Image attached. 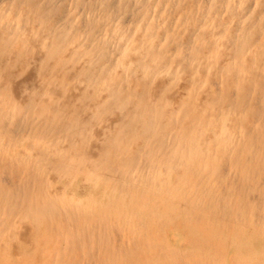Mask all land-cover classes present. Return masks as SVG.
I'll list each match as a JSON object with an SVG mask.
<instances>
[{
	"label": "rangeland",
	"instance_id": "374dc122",
	"mask_svg": "<svg viewBox=\"0 0 264 264\" xmlns=\"http://www.w3.org/2000/svg\"><path fill=\"white\" fill-rule=\"evenodd\" d=\"M40 13H42V16ZM59 44L61 46H58ZM55 50L57 51L54 52ZM262 50H264V0H0V103L6 104V107L8 106L10 114L12 112L17 114L16 117L9 119L11 121L10 125L7 126V133L0 134V148L2 147L5 154L11 157L10 159L12 157L17 161L25 159V163L32 164L35 159L40 158L42 161L43 158V161L46 162L44 172L41 169L42 177L46 179L44 195L39 193L36 196V194L29 192L32 197L31 200L35 201L36 198L38 200L44 199V196L48 198L50 195L53 197L57 196L59 199H61V196L65 198L68 196L67 198L80 200L81 204H86L84 211L94 217H104L103 219L106 220V223L104 222L105 227L104 225H81L84 231L86 230L84 227L92 231H90V240H79L78 244L80 246L69 243L57 235H50L49 231H47L44 235L46 239H42V241H45L42 244L43 249L36 251L35 243H38V240L35 238H39L40 241L44 237L40 236L45 231L47 221L40 220V225H38L40 231H37V229H33L35 225L29 219L27 222L26 218L10 214V225L11 227L15 226L6 229L9 232L3 231L0 236V238L2 237L0 239V264H33L30 262L33 257L40 262L47 261V250L54 249L50 253L55 254L56 250L60 248L67 250L69 252L67 253L69 254L67 259L71 258L70 262L75 261L76 264H102L101 254L105 250H109V248L113 256L107 254L108 256L111 255L109 256L110 259L103 264H207V262L208 264H240L241 262L243 264H258L259 262V264H264V258H261L264 257V221H262L264 220L262 219L264 217V211H262L264 210V206H262L264 205L262 204L264 203V199H262L264 198L262 196L264 195V168H262L264 167L262 165L264 164V149H262L264 148V91H262L264 90V51ZM47 51L50 52L48 53ZM44 56L46 57L44 58ZM77 71H79V75ZM233 74L235 75L233 76ZM240 76L241 80H239ZM119 77L122 78L120 79ZM246 80H248L247 83ZM114 84L116 87H114ZM24 86L27 88L25 89ZM29 86L32 87L29 88ZM142 87L145 89H142ZM223 88L225 89L224 91ZM133 90H136L135 94ZM140 92L143 93L140 94ZM195 92L197 93L195 94ZM207 93L209 94L207 95ZM226 94L228 95L226 96ZM30 95L31 97H29ZM245 95L248 96L246 97ZM194 97L196 98L194 99ZM238 97L241 98V102H239ZM27 99H32V103L30 100L27 101ZM50 99L53 100L50 101ZM244 99L245 104L243 103ZM119 100L120 102H118ZM10 102L12 104H8ZM71 102H75L74 106H72ZM187 102L189 103L187 104ZM30 104L33 106L31 107ZM134 104L137 105L135 106ZM94 105H97L96 108ZM240 105H243V107L241 108ZM26 106H29L28 110ZM181 107L184 108L182 109ZM211 107L213 108L211 109ZM119 110L120 112H118ZM66 111L67 113H65ZM138 116L140 117L137 118ZM19 117L20 120L18 119ZM30 117L35 118H31V120ZM145 118L147 121H145ZM232 118H234V122ZM16 121L22 124L20 126L18 124V127L14 128L13 132L10 127ZM37 122L38 124H36ZM25 123L27 125H23ZM148 123L151 124L150 129L146 126H149ZM48 124L50 125L49 129L47 128ZM67 124L74 125L76 130H73L70 134L71 131L68 130ZM28 125L31 126L28 127ZM41 127L47 128L52 134L49 132L43 133ZM51 127L52 130H50ZM31 128L35 132L40 131L44 138L41 137V139L35 141L33 139L35 132ZM144 128L145 130H143ZM147 130L153 133L150 134ZM69 134L74 144L72 149H67ZM81 135L87 139L82 138ZM115 135L119 137L114 141ZM46 136L47 138H45ZM111 137H113V140ZM136 137L137 141H135ZM191 137L193 138L191 139ZM211 137L213 138L211 139ZM240 138L241 142H239ZM50 139L52 142H50ZM101 140L104 141L102 142ZM244 140L246 141L244 142ZM9 141L12 142V145H9ZM32 142L36 143L37 146L33 145L30 147L29 145ZM200 143L203 144L202 147ZM103 145L109 146L105 149L107 154L108 152L111 155L118 154L120 159L133 158L135 163H132V166L126 170L128 173H125V175L127 174L126 176H122L116 171L111 174L104 169L97 170V165L96 167L94 166L96 158L91 157V155L95 154L96 150L98 151ZM158 145L162 147L157 149V155L156 148L159 147ZM225 145L227 146L226 148ZM39 146L48 147V153H51V157L57 153H65L73 157L76 156L75 153L85 152L88 155L86 160L88 163L76 164L67 168L70 169L67 171L64 169L59 170L56 163L60 165L63 163L53 158L50 160L51 157L46 156L44 153L40 154ZM220 149L225 151L227 149V151L224 152ZM165 150L166 153H164ZM208 152L209 155L207 154ZM161 154L162 159H159ZM252 154L253 156H251ZM38 155H42V158H38ZM216 156H220V160ZM211 158L212 160H209ZM209 161L212 162L210 163ZM207 162L209 163L208 167H206L208 165ZM205 163L207 164L206 166H204ZM135 164L137 165L135 166ZM232 166H235L237 170L231 168ZM218 169L220 170L217 171ZM81 170L86 172L84 174L79 173ZM148 170L151 172H149L150 174H148ZM182 170H184V174ZM202 171H206V173ZM168 176L172 178L169 179ZM192 176L195 177L192 178ZM214 178L217 182L214 181ZM239 178L240 181H238ZM250 178L252 179L250 180ZM152 179L157 180V182L155 183ZM209 180L210 182H208ZM105 182H107L108 186L111 183L112 186L108 187ZM130 182H134L132 183L133 185L128 184ZM102 183H104V186ZM136 184L137 188L135 187ZM133 189L136 190V193L133 192ZM244 190L245 192H243ZM151 193L154 194L152 195ZM181 195H185V198L184 196L181 197ZM100 196H102L103 200ZM154 196L155 199L153 198ZM214 196H216V200ZM231 197L235 199L234 203ZM120 198L121 200H118ZM115 199H117V203ZM180 199L184 201L182 202ZM230 203L233 207L232 205L230 206ZM222 204L227 211L224 209L220 210ZM198 205L203 206L198 207ZM172 207L175 209L180 208L174 210ZM89 209L92 211L90 212ZM242 209L243 211H241ZM243 213H245L244 216ZM100 227H102V234L101 229L99 230ZM105 228L108 231H105ZM115 235L116 240H114ZM6 241L11 244L9 245ZM155 242L156 245L154 246ZM121 247L124 253L122 257H124L119 259L118 252L121 255ZM125 247L129 250H126ZM151 248H154L153 252ZM43 253H47V256L43 255ZM194 253L196 254L194 255ZM221 254L222 256L220 257L219 255ZM232 257L234 258L230 259Z\"/></svg>",
	"mask_w": 264,
	"mask_h": 264
},
{
	"label": "bare ground",
	"instance_id": "6f19581e",
	"mask_svg": "<svg viewBox=\"0 0 264 264\" xmlns=\"http://www.w3.org/2000/svg\"><path fill=\"white\" fill-rule=\"evenodd\" d=\"M36 10V9H35ZM33 11V10H32ZM36 12V11H35ZM245 13V12H244ZM252 13V12H251ZM250 13V14H251ZM41 14V16H42V13H40ZM2 16V15H1ZM252 16V15H251ZM218 20V19H217ZM21 21V20H20ZM47 21V20H46ZM221 21V20H220ZM52 23V22H51ZM68 29V28H67ZM188 29V28H187ZM228 30V29H227ZM228 31H230V30H228ZM237 32V31H236ZM66 33V32H65ZM253 33V32H252ZM67 34V33H66ZM254 34V33H253ZM64 36V35H63ZM86 36V35H85ZM197 36H198V34H197ZM203 36V35H202ZM247 36H248V34H247ZM240 37V36H239ZM7 38H8V36H7ZM167 38V37H166ZM50 39V38H49ZM61 39H62V37H61ZM60 39V40H61ZM154 39V38H153ZM2 40V39H1ZM63 40V39H62ZM61 40V41H62ZM209 40V39H208ZM47 41V40H46ZM55 41V40H54ZM192 41V40H191ZM75 42V41H74ZM194 43V42H193ZM49 44V43H48ZM54 44V43H53ZM52 44V45H53ZM73 44V43H72ZM252 44V43H251ZM250 44V45H251ZM54 45H57V44H54ZM53 45V46H54ZM152 45V44H151ZM4 46V45H3ZM2 46V47H3ZM43 46V45H42ZM58 46H61L60 44L58 45ZM230 46V45H229ZM232 46V45H231ZM236 47V46H235ZM49 48V47H48ZM48 48H46V49H48ZM216 49V48H215ZM235 49V48H234ZM74 50V49H73ZM78 50V49H77ZM17 51V50H16ZM15 51V52H16ZM57 50H55L54 52H56ZM76 51V50H75ZM93 51H95V50H93ZM191 51V50H190ZM240 51V50H239ZM262 51H264V50H262ZM48 52V51H47ZM50 52V51H49ZM48 52V53H49ZM51 52H53L52 50H51ZM85 52V51H84ZM189 52V51H188ZM231 52V51H230ZM22 53V52H21ZM46 53V52H45ZM44 53V54H45ZM86 54H87V52H85ZM84 53V55H86ZM238 53V52H237ZM262 53V52H261ZM15 54V53H14ZM73 54V53H72ZM99 54V53H98ZM102 54V53H101ZM17 55V54H16ZM22 55V54H21ZM21 55H19V57H21ZM205 55V54H204ZM231 55V54H230ZM47 56V55H46ZM46 56H44V58L46 57ZM70 56V55H69ZM196 56V55H195ZM234 56H235V54H234ZM81 57V56H80ZM89 57V56H88ZM260 57V56H259ZM77 58V57H76ZM97 58V57H96ZM251 58H252V56H251ZM187 59H188V57H187ZM194 59V58H193ZM238 59V58H237ZM250 59V58H249ZM90 60V59H89ZM190 60V59H189ZM228 60V59H227ZM234 60V59H233ZM41 61V60H40ZM226 61V60H225ZM261 61V60H260ZM38 62V61H37ZM92 63V62H91ZM251 63V62H250ZM66 64H67V62H66ZM88 64V63H87ZM201 65H203V64H201ZM205 65V64H204ZM108 66V65H107ZM110 66V65H109ZM243 66V65H242ZM39 67V66H38ZM52 67V66H51ZM55 67V66H54ZM92 67V66H91ZM90 67V68H91ZM181 67V66H180ZM235 67V66H234ZM4 68H6V67H4ZM3 68V69H4ZM64 68V67H63ZM197 68V67H196ZM200 68V67H199ZM238 68V67H237ZM50 69V68H49ZM59 69V68H58ZM57 69V70H58ZM104 69H105V67H104ZM89 70V69H88ZM95 70V69H94ZM98 70V69H97ZM99 71H101V70H99ZM98 71V72H99ZM6 72V71H5ZM4 72V73H5ZM39 72V71H38ZM47 72V71H46ZM78 72V75H79V71H77ZM76 72V73H77ZM97 72V71H96ZM95 72V73H96ZM152 72V71H151ZM218 72V71H217ZM45 73V72H44ZM58 73V72H57ZM85 73V72H84ZM87 73V72H86ZM88 73H90V71H88ZM242 73V72H241ZM245 73V72H244ZM252 73V72H251ZM250 73V74H251ZM36 74V73H35ZM93 74V73H92ZM97 75H98V73H96ZM124 74V73H123ZM169 74V73H168ZM193 74V73H192ZM219 74V73H218ZM11 75V74H10ZM81 75V74H80ZM82 75H83V72H82ZM105 75H106V73H105ZM116 75V74H115ZM235 74H233V76H234ZM239 75V74H238ZM36 76V75H35ZM95 76V75H94ZM223 76V75H222ZM222 76H221V79H222ZM232 76V77H233ZM241 76H242V74H241ZM241 76H240V78H239V80H241L242 78H241ZM257 76V75H256ZM6 77V76H5ZM11 77V76H10ZM38 77V76H37ZM152 77V76H151ZM238 77V76H237ZM9 78V77H8ZM7 78V79H8ZM14 78V77H13ZM86 78V77H85ZM88 78V77H87ZM90 78V77H89ZM98 79H99V77H97ZM117 78V77H116ZM120 78V77H119ZM122 78V77H121ZM120 78V79H121ZM165 78H167V77H165ZM217 78H219V77H217ZM227 78V77H226ZM39 79H42V78H39ZM256 79V78H255ZM14 80V79H13ZM66 80V79H65ZM96 80V79H95ZM100 80V79H99ZM167 80V79H166ZM210 80V79H209ZM214 80V79H213ZM10 81V80H9ZM21 81V80H20ZM43 81V80H42ZM41 81V82H42ZM47 81V80H46ZM83 81V80H82ZM222 81V80H221ZM226 81V80H225ZM224 81V82H225ZM247 81L248 80H246V83H247ZM27 82H30V81H27ZM51 82V81H50ZM68 82V81H67ZM122 82H124V81H122ZM196 82V81H195ZM240 82V81H239ZM238 82V83H239ZM43 83V82H42ZM75 83V82H74ZM191 83V82H190ZM10 84H11V82H10ZM22 84V83H21ZM25 84V83H24ZM56 84V83H55ZM69 84V83H68ZM71 84V83H70ZM86 84V83H85ZM97 84V83H96ZM110 84H111V82H110ZM142 84H143V82H142ZM173 84H174V82H173ZM224 84V83H223ZM257 84V83H256ZM259 84V83H258ZM32 85V84H31ZM42 85V84H41ZM74 85H76V84H74ZM121 85V84H120ZM125 85H126V83H125ZM138 85V84H137ZM167 85V84H166ZM165 85V86H166ZM176 85V84H175ZM225 85V84H224ZM38 86V85H37ZM44 86V85H43ZM71 86H72V84H71ZM130 86V85H129ZM216 86V85H215ZM257 86V85H256ZM25 87V86H24ZM32 86H29V88H31ZM51 87V86H50ZM78 87V86H77ZM93 87H96V86H93ZM114 87H116L115 86V84H114ZM144 87V86H143ZM142 87V89H145V88H143ZM148 87V86H147ZM164 87V86H163ZM191 87V86H190ZM214 87V86H213ZM220 87V86H219ZM218 87V88H219ZM230 87V86H229ZM258 87V86H257ZM27 87H25V89H26ZM118 88V87H117ZM125 88H126V86H125ZM136 88V87H135ZM148 88H150V87H148ZM192 88V87H191ZM221 88V87H220ZM231 88V87H230ZM5 89V88H4ZM9 89V88H8ZM24 89V88H23ZM22 89V90H23ZM50 89V88H49ZM61 89V88H60ZM64 89V88H63ZM62 89V90H63ZM81 89V88H80ZM141 89V90H142ZM239 89H240V87L238 88V91H239ZM245 89H247V88H245ZM48 90V89H47ZM55 90V89H54ZM56 90H58V89H56ZM127 90V89H126ZM161 90V89H160ZM163 90V89H162ZM225 89L223 88V91H224ZM27 91H29V90H27ZM86 91V90H85ZM96 91V90H95ZM134 91V90H133ZM136 91V90H135ZM135 91H134V94H135ZM220 91V90H219ZM257 91V90H256ZM262 91H264V90H262ZM22 92V91H21ZM24 92V91H23ZM57 92V91H56ZM55 92V93H56ZM106 92V91H105ZM126 92V91H125ZM144 92V91H143ZM143 92H140V94L141 93H143ZM174 92V91H173ZM172 92V93H173ZM212 92V91H211ZM228 92V91H227ZM8 93V92H7ZM6 93V94H7ZM11 93V92H10ZM25 93V92H24ZM61 93V92H60ZM88 93V92H87ZM86 93V94H87ZM90 93V92H89ZM124 93V92H123ZM171 93V94H172ZM197 92H195V94H196ZM226 93V92H225ZM257 93V92H256ZM30 94V93H29ZM35 94V93H34ZM93 94V93H92ZM99 94V93H98ZM126 94V93H125ZM139 94V95H140ZM189 94V93H188ZM209 93H207V95H208ZM242 94V93H241ZM16 95V94H15ZM53 95V94H52ZM63 95V94H62ZM109 95V94H108ZM127 95V94H126ZM126 95H124V96H126ZM150 95V94H149ZM182 95V94H181ZM211 95H212V93H211ZM228 94H226V96H227ZM252 95H253V93H252ZM38 96V95H37ZM40 96V95H39ZM49 96V95H48ZM76 96V95H75ZM78 96V95H77ZM91 96V95H90ZM89 96V97H90ZM143 96V95H142ZM172 96V95H171ZM177 96V95H176ZM189 96V95H188ZM191 96V95H190ZM194 96V95H193ZM205 96V95H204ZM240 96V95H239ZM246 97L248 96V95H245ZM13 97V96H12ZM19 97H21V96H19ZM23 97V96H22ZM29 97H31V95L29 96ZM50 97V96H49ZM86 97V96H85ZM88 97V98H89ZM94 97H95V95H94ZM137 97V96H136ZM147 97V96H146ZM157 97V96H156ZM160 97V96H159ZM244 97V96H243ZM242 97V98H243ZM246 97H244V98H246ZM41 98V97H40ZM51 98V97H50ZM53 98V97H52ZM60 98H61V96H60ZM65 98V97H64ZM99 98V97H98ZM106 98V97H105ZM104 98V99H105ZM148 98V97H147ZM147 98H145V99H147ZM158 98V97H157ZM181 98H183V97H181ZM180 98V99H181ZM196 97H194V99H195ZM228 98H230V96H228ZM227 98V99H228ZM237 98V97H236ZM239 98V97H238ZM18 99V98H17ZM25 99H26V97H25ZM58 99V98H57ZM78 99H79V97H78ZM96 99V98H95ZM123 99V98H122ZM186 99V98H185ZM223 99H224V97H223ZM251 99V98H250ZM1 100V99H0ZM10 100V99H9ZM8 100V101H9ZM23 100V99H22ZM28 100H30V102L32 101V99H27V101ZM37 100V99H36ZM39 100V99H38ZM53 100V99H52ZM51 99H50V101H52ZM56 100V99H55ZM87 100H89V99H87ZM136 100V99H135ZM140 100V99H139ZM144 100V99H143ZM163 100V99H162ZM189 100V99H188ZM205 100V99H204ZM229 100V99H228ZM227 100V101H228ZM238 100V99H237ZM241 100V98H239V102H241L240 101ZM26 101V102H27ZM49 101V102H50ZM79 102H80V99L78 100ZM137 101V100H136ZM152 101H153V99H152ZM156 101V100H155ZM161 101V100H160ZM170 101V100H169ZM178 101V100H177ZM191 101V100H190ZM207 101H209V100H207ZM232 101V100H231ZM4 102V101H3ZM25 102V103H26ZM40 102V101H39ZM47 102V101H46ZM61 102V101H60ZM77 102V101H76ZM89 102V101H88ZM118 102H120V100L118 101ZM124 102V101H123ZM126 102H128V101H126ZM138 102V101H137ZM143 102V101H142ZM154 102V101H153ZM164 102V101H163ZM230 102V101H229ZM245 102V99H244V101H243V103ZM32 103V102H31ZM45 103V102H44ZM43 103V104H44ZM51 103V102H50ZM50 103H48L49 105H50ZM72 103V106H74L73 104L75 103H73V102H71ZM78 103V102H77ZM100 103V102H99ZM134 103V102H133ZM189 102H187V104H188ZM206 103V102H205ZM212 103V102H211ZM246 103V102H245ZM244 103V104H245ZM8 104H12L11 102L10 103H8ZM20 104V103H19ZM29 104V103H28ZM27 104V105H28ZM53 104V103H52ZM69 104V103H68ZM98 104V103H97ZM175 104H177V103H175ZM184 104V103H183ZM199 104V103H198ZM207 104H208V102H207ZM216 104V103H215ZM214 104V105H215ZM236 104V103H235ZM252 104V103H251ZM14 105V104H13ZM58 105V104H57ZM92 105V104H91ZM135 105V104H134ZM133 105V106H134ZM137 105V104H136ZM135 105V106H136ZM167 105V104H166ZM165 105V106H166ZM179 105V104H178ZM238 105V104H237ZM20 106V105H19ZM30 106H31V104H30ZM33 106V105H32ZM31 106V107H32ZM53 106V105H52ZM85 106V105H84ZM87 106V105H86ZM95 106V105H94ZM97 106V105H96ZM96 106H95V108H96ZM99 106V105H98ZM190 106V105H189ZM203 106H204V104H203ZM202 106V107H203ZM209 106H211L210 104H209ZM213 106V105H212ZM226 106V105H225ZM234 106V105H233ZM241 106V105H240ZM27 107V110H28V107L29 106H26ZM39 107V106H38ZM44 107V106H43ZM54 107V106H53ZM67 107V106H66ZM108 107V106H107ZM127 107H129V106H127ZM151 107V106H150ZM176 107V106H175ZM184 107H185V105H184ZM183 107V108H184ZM243 107V105L241 106V108ZM251 107H252V105H251ZM51 108V107H50ZM64 108V107H63ZM78 108V107H77ZM99 108V107H98ZM110 108H111V106H110ZM132 108V107H131ZM148 108V107H147ZM163 108V107H162ZM165 108V107H164ZM178 108V107H177ZM182 108V107H181ZM182 108V109H183ZM208 108V107H207ZM213 107H211V109H212ZM218 108V107H217ZM233 108V107H232ZM32 109V108H31ZM56 109V108H55ZM71 109V108H70ZM73 109V108H72ZM89 109H90V107H89ZM88 109V110H89ZM100 109V108H99ZM151 109H153V107H151ZM157 109V108H156ZM171 109V108H170ZM210 109V110H211ZM237 109V108H236ZM57 110V109H56ZM66 110V109H65ZM74 110V109H73ZM72 110V111H73ZM97 110V109H96ZM111 110V109H110ZM109 110V111H110ZM115 110V109H114ZM118 110V109H117ZM125 110H126V108H125ZM136 110V109H135ZM150 110V109H149ZM155 110V109H154ZM179 110V109H178ZM217 110V109H216ZM64 111V110H63ZM62 111V112H63ZM71 111V110H70ZM112 111V110H111ZM142 111V110H141ZM141 111H140V114H141ZM156 111V110H155ZM162 111H163V109H162ZM183 111V110H182ZM200 111V110H199ZM209 111V110H208ZM220 111V110H219ZM234 111H235V108H234ZM240 111H241V109H240ZM247 111H249V110H247ZM39 112V111H38ZM41 112V111H40ZM59 112V111H58ZM61 112V113H62ZM97 112H99V111H97ZM118 112H120V110L118 111ZM124 112V111H123ZM123 112H121V113H123ZM133 112V111H132ZM145 112V111H144ZM233 112V111H232ZM27 113H29V112H27ZM54 113V112H53ZM53 113H52V115H53ZM65 113H67V111L65 112ZM64 113V114H65ZM70 113V112H69ZM76 113V112H75ZM112 113V112H111ZM134 113V112H133ZM166 113V112H165ZM176 113V112H175ZM183 113H184V111H183ZM207 114H208V112H206ZM215 113V112H214ZM244 113H245V111H244ZM250 113V112H249ZM24 114V113H23ZM60 114V113H59ZM82 114V113H81ZM106 114H107V112H106ZM105 114V115H106ZM110 114V113H109ZM126 114V113H125ZM136 114V113H135ZM135 114H133V115H135ZM186 114V113H185ZM238 114H240V113H238ZM16 115L17 114H14V112H12L11 114H10V110L8 109V106L6 107V104H1L0 103V134L2 133V134H6L7 133V126H9L10 125V121L11 120H9L10 118H14V117H16ZM21 116H22V114H20ZM36 115H38V114H36ZM39 115H41V113H39ZM70 115V114H69ZM77 115H78V113H77ZM95 115V114H94ZM145 116H146V114H144ZM151 115L153 116V114L151 113ZM150 115V116H151ZM156 115V114H155ZM199 115V114H198ZM231 115V114H230ZM229 115V116H230ZM235 115V114H234ZM31 116V115H30ZM42 116V115H41ZM57 116V115H56ZM64 116V115H63ZM74 116V115H73ZM87 116V115H86ZM104 116V115H103ZM162 116V115H161ZM176 116V115H175ZM183 116V115H182ZM186 116V115H185ZM196 116V115H195ZM209 116V115H208ZM228 116V115H227ZM33 117V116H32ZM32 117H30V119L32 118ZM40 117V116H39ZM54 117V116H53ZM58 117V116H57ZM60 117V116H59ZM66 117V116H65ZM82 117V116H81ZM80 117V118H81ZM98 117V116H97ZM96 117V118H97ZM140 116H138L137 118H139ZM177 117V116H176ZM35 118V117H34ZM34 118H32V119H34ZM50 118V117H49ZM79 118V119H80ZM100 118V117H99ZM125 118V117H124ZM128 118V117H127ZM136 118V117H135ZM158 118H160V117H158ZM196 118V117H195ZM202 118H203V116H202ZM19 120H20V117L18 118ZM31 119V120H32ZM45 119V118H44ZM44 119H43V121H44ZM58 119V118H57ZM132 119V118H131ZM151 119V118H150ZM163 119V118H162ZM190 119H192V118H190ZM205 119H206V117H205ZM209 119H210V116H209ZM228 119V118H227ZM233 119L234 118H232V121H233ZM9 120V121H8ZM17 120V119H16ZM18 120V121H19ZM29 120V119H28ZM52 120V119H51ZM61 120V119H60ZM69 120V119H68ZM78 120V119H77ZM100 120V119H99ZM155 120V119H154ZM187 120V119H186ZM194 120V119H193ZM211 120V119H210ZM209 120V121H210ZM230 120V119H229ZM18 121H16L15 123H14V125L13 126H11L10 127V129L14 132V128H17L18 127V124H19V126L22 124V123H18ZM30 121V120H29ZM53 121H55V120H53ZM94 121V120H93ZM106 121V120H105ZM128 121V120H127ZM126 121V122H127ZM129 121H130V119H129ZM145 121H147L146 120V118H145ZM151 121V120H150ZM159 121H161V120H159ZM196 121V120H195ZM219 121H220V119H219ZM47 122H48V120H47ZM58 122V121H57ZM61 122H62V120H61ZM81 122H83V121H81ZM107 122V121H106ZM120 122V121H119ZM126 122H125V125H126ZM131 122V121H130ZM148 122H149V119H148ZM153 122V121H152ZM151 122V123H152ZM192 122V121H191ZM211 122V121H210ZM210 122H209V125H210ZM231 122V121H230ZM234 122V121H233ZM13 123V122H12ZM99 123V122H98ZM112 123H114V122H112ZM146 123V122H145ZM162 123V122H161ZM215 123V122H214ZM225 123V122H224ZM30 124V123H29ZM36 124H38V122L36 123ZM43 124H44V122H43ZM46 124V123H45ZM61 124V123H60ZM93 124V123H92ZM124 124V123H123ZM149 124V123H148ZM167 124V123H166ZM177 124V123H176ZM187 124V123H186ZM185 124V125H186ZM193 124H195V123H193ZM23 125H27V123H25V124H23ZM22 125V126H23ZM59 125V124H58ZM64 125V124H63ZM66 125V124H65ZM90 125H91V123H90ZM107 125H109V124H107ZM112 125V124H111ZM113 125H115V123L113 124ZM112 125V126H113ZM124 125V126H125ZM143 125V124H142ZM150 125L151 124H149V126L148 125H146L147 127H149L148 129H150ZM160 125H163V124H160ZM171 125V124H170ZM206 125V124H205ZM207 125H208V122H207ZM225 125V124H224ZM223 125V126H224ZM31 126V125H30ZM29 125H28V127H30ZM35 126V125H34ZM37 126V125H36ZM42 126V125H41ZM50 125L48 124V129L50 128L49 127ZM98 126V125H97ZM145 126V125H144ZM154 126H155V124H154ZM157 126V125H156ZM166 126V125H165ZM168 126V125H167ZM171 126H173V125H171ZM171 126H169V127H171ZM195 126V125H194ZM230 126V125H229ZM40 127V126H39ZM38 127V128H39ZM53 127V126H52ZM52 127H51V129L50 130H52ZM56 128H57V126H55ZM59 127H60V125H59ZM86 127V126H85ZM93 127V126H92ZM174 127V126H173ZM211 127V126H210ZM255 127H256V125H255ZM22 128V127H21ZM35 128V127H34ZM42 128V127H41ZM47 128L45 129V127L44 128H42L43 129V133H47V132H49L50 134H52L50 131H48L47 130ZM55 128V129H56ZM67 128H68V130L69 131H71L70 132V134L73 132V130H76V127L74 126V125H71V124H67ZM108 128V127H107ZM143 128V127H142ZM178 128H179V126H178ZM193 128V127H192ZM191 128V129H192ZM199 128V127H198ZM205 128V127H204ZM207 128V127H206ZM258 128V127H257ZM32 129V128H31ZM37 129V128H36ZM78 129V128H77ZM102 129V128H101ZM116 129H118V128H116ZM120 129V128H119ZM141 129V128H140ZM155 129V128H154ZM219 129V128H218ZM217 129V130H218ZM236 129V128H235ZM241 129V128H240ZM248 129V128H247ZM260 129H262V128H260ZM41 130V129H40ZM91 130V129H90ZM105 130V129H104ZM143 130H145V128L143 129ZM181 130V129H180ZM243 130V129H242ZM253 130V129H252ZM20 131V130H19ZM27 131V130H26ZM30 131V130H29ZM28 131V132H29ZM32 131H34V129H32ZM31 131V132H32ZM106 131H107V129H106ZM116 131V130H115ZM114 131V132H115ZM148 131V130H147ZM146 131V132H147ZM166 131V130H165ZM184 131V130H183ZM247 131V130H246ZM248 131H249V129H248ZM18 132V131H17ZM35 132V131H34ZM38 132H40V131H38ZM37 131L35 132V137H33V139L36 141V140H39V139H41V137L42 138H44L43 137V135H42V133L40 132V133H38ZM56 132V131H55ZM61 132V131H60ZM112 132V131H111ZM140 132V131H139ZM141 132H143V131H141ZM145 132V131H144ZM150 134H152L153 132L151 131L150 132V130L148 131ZM162 132V131H161ZM197 132V131H196ZM244 132V131H243ZM38 133V134H37ZM45 133V134H46ZM108 133H109V131H108ZM118 133H119V130H118ZM177 133H178V131H177ZM183 133V132H182ZM182 133H180V134H182ZM236 133H237V131H236ZM25 134V133H24ZM61 134V133H60ZM60 134H58V135H60ZM69 134V141H68V147H67V149H72L73 147H74V144H73V141H72V139L70 138V135ZM82 134H84V133H82ZM116 134V133H115ZM138 134V133H137ZM198 134V133H197ZM200 134V133H199ZM202 134H203V131H202ZM254 134H255V132H254ZM62 135H63V133H62ZM75 135V134H74ZM101 135H102V132H101ZM100 135V136H101ZM108 135V134H107ZM118 135V134H117ZM201 135V134H200ZM244 135V134H243ZM48 136V135H47ZM47 136L45 137V138H47ZM237 136H239V135H237ZM241 136V135H240ZM59 137V136H58ZM73 137V136H72ZM78 137V136H77ZM81 137H82V135H81ZM80 137V138H81ZM117 137H119V136H114V141H115V139L117 138ZM141 137V136H140ZM194 137V136H193ZM193 137H191V139L193 138ZM199 137V136H198ZM222 137V136H221ZM24 138V137H23ZM62 138V137H61ZM82 138H84V137H82ZM103 138V137H102ZM112 138V140H113V137H111ZM111 138H110V140H111ZM131 138V137H130ZM213 137H211V139H212ZM244 138H247V137H244ZM253 138V137H252ZM9 139V138H8ZM84 139H87V138H84ZM121 139V138H120ZM140 139V138H139ZM162 139V138H161ZM199 139V138H198ZM210 139V140H211ZM223 139V138H222ZM3 140V139H2ZM19 140V139H18ZM96 140V139H95ZM107 140V139H106ZM128 140V139H127ZM127 140H126V142H127ZM226 140H227V136H226ZM232 140H234V139H232ZM239 140V139H238ZM6 141V140H5ZM11 141V140H10ZM9 141V145H12V142H10ZM45 141V140H44ZM58 141V140H57ZM60 141H61V139H60ZM80 141V140H79ZM83 141V140H82ZM96 141H98V140H96ZM102 141V140H101ZM101 141H99V142H101ZM104 141V140H103ZM102 141V142H103ZM135 141H137V137H136V140ZM134 141V142H135ZM140 141V140H139ZM159 141V140H158ZM196 141L198 142V140L196 139ZM196 141H195V143H196ZM206 141V140H205ZM230 141V140H229ZM246 140H244V142H245ZM14 142V141H13ZM29 142H31V141H29ZM50 142H52L51 141V139H50ZM49 142V143H50ZM62 142V141H61ZM101 142V143H102ZM107 142V141H106ZM119 142V141H118ZM129 142V141H128ZM203 142V141H202ZM212 142V141H211ZM220 142V141H219ZM222 142V141H221ZM239 142H241V138H240V141ZM243 142V143H244ZM8 143V142H7ZM20 143V142H19ZM22 143V142H21ZM38 143V142H37ZM100 143V144H101ZM111 143V142H110ZM120 143V142H119ZM141 143V142H140ZM194 143V144H195ZM214 143V142H213ZM213 143H211V144H213ZM227 143H229V142H227ZM231 143V142H230ZM242 143V144H243ZM260 143H261V141H260ZM23 144V143H22ZM31 144V143H30ZM40 144H43V143H40ZM58 144H59V142H58ZM89 144V143H88ZM99 144V145H100ZM104 144V143H103ZM159 144V143H158ZM201 144V143H200ZM220 144V143H219ZM224 144V143H223ZM233 144V143H232ZM7 145V144H6ZM33 145H35V146H37V144L36 143H33L32 142V144L31 145H29L30 147L31 146H33ZM39 145V144H38ZM106 145V144H105ZM124 145V144H123ZM156 145V144H155ZM162 145V144H161ZM159 146V147H157L156 148V153H157V149L159 148L160 149V147H162V146ZM196 145V144H195ZM202 145L203 144H201V147H202ZM228 145V144H227ZM234 145V144H233ZM27 146V145H26ZM34 146V147H35ZM48 146V145H47ZM138 146V145H137ZM205 146H206V144H205ZM220 146V145H219ZM230 146H231V144H230ZM235 146V145H234ZM7 147V146H6ZM86 147V146H85ZM109 146L107 145V146H101L100 147V149H98V151L96 150V152H95V154H93V155H91V157H95L96 158V163H95V167H96V165H97V170H102V169H104L105 171H108L109 173H111V174H113L115 171L117 172V173H119L120 175H122V176H126L128 173L126 172V170H128L129 168H130V166H132V163H135L134 162V160H133V158L131 157L130 159H120V158H118L119 156H118V154H114V155H111L109 152H108V154H107V150H105V149H107ZM150 147V146H149ZM148 147V148H149ZM154 147V146H153ZM168 147V146H167ZM170 147V146H169ZM199 147V146H198ZM221 147V146H220ZM219 147V148H220ZM227 146L225 145V148H226ZM11 148V147H10ZM39 148V152H40V154L41 153H44L46 156H48V157H51V153H48L49 151H48V147L47 148H45V147H43V146H39L38 147ZM37 148V149H38ZM152 148V147H151ZM241 148V147H240ZM24 149V148H23ZM28 149V148H27ZM146 149V148H145ZM150 149V148H149ZM162 149V148H161ZM165 149V148H164ZM198 149V148H197ZM211 149V148H210ZM209 149V150H210ZM248 149H249V146H248ZM259 149V148H258ZM262 149H264V148H262ZM29 150V149H28ZM31 150V149H30ZM33 150V149H32ZM36 150V149H35ZM59 150V149H58ZM105 150V151H104ZM138 150V149H137ZM167 150V149H166ZM166 150H165V152L164 153H166ZM206 150H207V148H206ZM221 150V149H220ZM220 150H218L219 152H220ZM7 151V150H6ZM16 151H18L17 149H16ZM51 151V150H50ZM162 151V150H161ZM199 151V150H198ZM221 151H224V152H226L227 151V149H226V151L223 149V150H221ZM231 151V150H230ZM229 151V152H230ZM244 151V150H243ZM255 151H256V149H255ZM259 151V150H258ZM25 152H26V150H25ZM59 152V151H58ZM137 152V151H136ZM143 152H145V151H143ZM210 152V151H209ZM209 152L207 153L208 155H209ZM245 152V151H244ZM251 152V151H250ZM61 153H62V151H61ZM200 153V152H199ZM203 153V152H202ZM215 153V152H214ZM243 153V152H242ZM257 153H259V152H257ZM16 154V153H15ZM14 154V155H15ZM39 154V153H38ZM89 155H90V153H88ZM212 154V153H211ZM220 154V153H219ZM222 154H224V153H222ZM238 154V153H237ZM245 154V153H244ZM73 155V154H72ZM75 155L76 156H73V157H70V156H68V155H66L65 153L64 154H56L55 156H53V157H51L50 158V160L53 158V159H55L56 161H60V162H62L63 164L62 165H60V164H58V163H56V161H55V163H56V165H57V168L59 169V170H70V169H67V168H69V167H73L74 165H76V164H83L84 162H86V160H87V154H85V152L84 153H82V152H79V153H75ZM120 155V154H119ZM143 155V154H142ZM153 155V154H152ZM157 155H158V153H157ZM217 155V154H216ZM229 155V154H228ZM228 155H225V156H228ZM248 155V154H247ZM15 156H17V155H15ZM24 156V155H23ZM121 156H123V155H121ZM140 156H141V154H140ZM212 156V155H211ZM244 156V155H243ZM251 156H253V154L251 155ZM255 156V155H254ZM258 156V155H257ZM28 157H29V154H28ZM39 157H41L42 158V155H38V158ZM44 157V156H43ZM127 157V156H126ZM134 157V156H133ZM145 157V156H144ZM159 157H160V154H159ZM164 157L166 158V159H168V157H166L165 155H164ZM200 157V156H199ZM216 157H218V156H216ZM220 157V156H219ZM218 157V158H219ZM11 157H8L6 154H5V152H4V150H2V147L0 148V236L2 235V233H3V231H8V230H6V229H9L10 227H11V225H10V217L11 216H9L10 214H14V215H17L16 217H20V218H26L27 219V222H28V219L30 220V221H32L31 223L33 224V225H35L34 226V230H36L37 229V231H40V227L38 226V225H40L39 223L41 222L40 220H42V221H47L46 222V227H45V231H44V233L40 236V237H42V236H44L45 235V232H47V231H49V234L50 235H57V236H59V237H61V239H64V240H66V241H68L69 243H74V244H76V245H78V246H80L79 244H78V242H79V240H84V241H88V240H90V237H91V232L90 231H92V230H89V229H87V227H84V228H86V230L84 231V229L81 227V225H104V222L106 221L105 219H103L104 217H94V216H92V214H90V213H88V212H86V211H84L85 210V205L86 204H81L78 200H74V199H72V198H65L64 196H61L60 198L61 199H59V198H57V196H55V197H53V196H48V198L46 197V196H44V199H40V200H38L37 198L35 199V201H33V200H31V194H29V192H31L32 194H36V196L37 195H39V193H43V195H44V189H45V180L46 179H43V177H42V172H41V169L43 170V172H44V166H45V164H46V162L45 161H43V158H42V161L40 160V158L39 159H35L34 161H33V163L31 164L30 162V164H27V163H25L24 162V160L25 159H23V160H20V161H17V160H15V159H13V157H12V159H10ZM20 158V157H19ZM135 158V157H134ZM146 158V157H145ZM144 158V159H145ZM155 158H156V156H155ZM197 158H198V155H197ZM203 158V157H202ZM244 158V157H243ZM249 158H250V156H249ZM76 159H78V160H76ZM139 159V158H138ZM141 159H143V158H141ZM159 159H162V154H161V158H159ZM184 159V158H183ZM199 159V158H198ZM204 159V158H203ZM208 159V158H207ZM221 159H222V157H221ZM225 159V158H224ZM237 159V158H236ZM245 159V158H244ZM251 159V158H250ZM150 160V159H149ZM209 160H212V158L211 159H209ZM219 160H220V158H219ZM49 161V160H48ZM92 161V160H91ZM95 161V160H94ZM93 161V162H94ZM137 162H138V160H136ZM142 161V160H141ZM144 161H147V160H144ZM153 161H154V158H153ZM251 161V160H250ZM255 161V160H254ZM162 162V161H161ZM200 162V161H199ZM210 162V161H209ZM212 162V161H211ZM210 162V163H211ZM220 162V161H219ZM260 162H261V160H260ZM86 163H88V162H86ZM145 163H147V162H145ZM152 163V162H151ZM153 163H155V162H153ZM208 163V162H207ZM237 163V162H236ZM250 163V162H249ZM90 164H91V162H90ZM149 164V163H148ZM203 164V163H202ZM214 164V163H213ZM234 164H235V162H234ZM244 164V163H243ZM43 165V166H42ZM86 165V164H85ZM137 164H135V166H136ZM152 164H150V166H151ZM180 165V164H179ZM207 164L205 163V165L204 166H206ZM219 165V164H218ZM221 165V164H220ZM229 165V164H228ZM246 165V164H245ZM258 165H259V163H258ZM262 165H264V164H262ZM90 166V165H89ZM150 166H148V167H150ZM155 166V165H154ZM159 166V165H158ZM203 165H202V167H204ZM209 166V163H208V165L206 166V167H208ZM214 166H215V164H214ZM214 166H211V167H214ZM42 167V168H41ZM48 167H50V166H48ZM85 167V166H84ZM151 167H153V166H151ZM156 168H157V166H155ZM154 167V169H156ZM160 167V166H159ZM181 167H182V165H181ZM211 167H210V169H211ZM262 167V166H261ZM86 168V167H85ZM134 168V167H133ZM132 168V169H133ZM136 168V167H135ZM231 168H235V166L233 167H231ZM245 168H246V166H245ZM244 168V169H245ZM262 168H264V167H262ZM48 169V168H47ZM51 169H52V167H51ZM50 169V170H51ZM131 169V170H132ZM161 169V168H160ZM173 169H175V168H173ZM177 169V168H176ZM228 169V168H227ZM236 169V168H235ZM247 169V168H246ZM54 170V169H53ZM103 170V171H104ZM130 170V171H131ZM143 170H145V169H143ZM220 169H218L217 171H219ZM224 170V169H223ZM233 170V169H232ZM237 170V169H236ZM90 171V170H89ZM92 171V170H91ZM139 171V170H138ZM138 171H137V173H138ZM141 171H142V169H141ZM140 171V172H141ZM146 171V170H145ZM183 171V174H184V170H182ZM208 171H210V170H208ZM207 171V172H208ZM222 171V170H221ZM229 171V170H228ZM242 171V170H241ZM247 171V170H246ZM260 171V170H259ZM46 172V171H45ZM49 172V171H48ZM70 172V171H69ZM84 172H86L85 170H81L79 173H83L84 174ZM108 172H106V173H108ZM113 172V173H112ZM135 172V171H134ZM150 171L148 170V174H150L149 173ZM161 172V171H160ZM171 172H172V170H171ZM189 172H190V170H189ZM203 173H206V171L204 172V171H202ZM226 172V171H225ZM71 173V172H70ZM70 173H68V174H70ZM105 173V172H104ZM116 173V174H117ZM125 173H127L126 175H125ZM131 173H132V171H131ZM130 173V174H131ZM136 173V174H137ZM143 173V172H142ZM169 173V172H168ZM187 173H188V171H187ZM186 173V174H187ZM191 173V172H190ZM189 173V174H190ZM210 173V172H209ZM219 173V172H218ZM217 173V174H218ZM231 173V172H230ZM234 173V172H233ZM58 174V173H57ZM72 174V173H71ZM74 174H75V172H74ZM116 174H114V175H116ZM155 174V173H154ZM161 174V173H160ZM192 174V173H191ZM208 174V173H207ZM216 174V175H217ZM221 174V173H220ZM245 174V173H244ZM247 174H248V172H247ZM61 175V174H60ZM141 175V174H140ZM158 176H159V174H157ZM175 175H177V174H175ZM180 175V174H179ZM182 175V174H181ZM215 175V176H216ZM5 176V177H4ZM72 176V175H71ZM70 176V177H71ZM83 176V175H82ZM86 176V175H85ZM133 176H134V174H133ZM150 176V175H149ZM173 176H174V174H173ZM186 176H188V175H186ZM208 176V175H207ZM228 176V175H227ZM79 177V176H78ZM88 177V176H87ZM106 177H108V176H106ZM135 177H137V176H135ZM148 177V176H147ZM146 177V178H147ZM157 177V176H156ZM162 177H164V176H162ZM167 177V176H166ZM195 176H192V178H194ZM240 177V176H239ZM63 178V177H62ZM89 178H90V176H89ZM117 178V177H116ZM139 178V177H138ZM142 178V177H141ZM140 178V179H141ZM153 178V177H152ZM168 178L169 179H171L172 177H169L168 176ZM212 178V177H211ZM211 178H210V180H211ZM235 178V177H234ZM255 178V177H254ZM260 178V177H259ZM79 179V178H78ZM111 179V178H110ZM133 180H134V178H132ZM155 179V178H154ZM154 179H152V180H154ZM157 179V178H156ZM225 179V178H224ZM231 179H232V176H231ZM252 178H250V180H251ZM48 180V179H47ZM70 180V179H69ZM80 180V179H79ZM87 180V179H86ZM92 180V179H91ZM109 180V179H108ZM118 180V179H117ZM121 180H122V178H121ZM146 180V179H145ZM161 180H163V179H161ZM165 181H166V179H164ZM187 180H188V177H187ZM210 180L208 181V182H210ZM220 180V179H219ZM223 180V179H222ZM55 181V180H54ZM62 181V180H61ZM68 181V180H67ZM90 181V180H89ZM142 181H144V180H142ZM147 181V180H146ZM145 181V182H146ZM155 181V180H154ZM212 181V180H211ZM214 181H216L215 180V178H214ZM238 181H240V178L238 179ZM237 181V182H238ZM244 181V180H243ZM257 181V180H256ZM255 181V182H256ZM60 182V181H59ZM58 182V183H59ZM86 182V181H85ZM111 182H116V181H111ZM126 182V181H125ZM136 182H138V180H136ZM135 182V183H136ZM149 182V181H148ZM147 182V183H148ZM151 182V181H150ZM153 182V181H152ZM157 182V180L155 181V183ZM188 183H190L189 181H187ZM217 182V181H216ZM219 182V181H218ZM252 182H254V181H252ZM254 182V183H255ZM106 184H107V182H105ZM120 183V182H119ZM127 183V182H126ZM132 183H134V182H130V183H128V184H132ZM139 183H141V182H139ZM154 183V182H153ZM215 183V182H214ZM220 183V182H219ZM244 183H245V181H244ZM78 184V183H77ZM83 185H84V183H82ZM104 183H102V185H103ZM106 184H105V186H106ZM128 184H126V185H128ZM138 184V183H137ZM137 184L135 185V187L137 186ZM167 184V183H166ZM233 184V183H232ZM246 184V183H245ZM248 184V183H247ZM260 184V183H259ZM110 185H111V183H110ZM109 185V186H110ZM125 185V186H126ZM133 185V184H132ZM132 185H130V186H132ZM149 185V184H148ZM151 185H153V184H151ZM160 185V184H159ZM213 185V184H212ZM218 185V184H217ZM249 185V184H248ZM69 186V185H68ZM71 186H72V184H71ZM91 186V185H90ZM104 186V185H103ZM102 186V187H103ZM107 186H108V184H107ZM108 186V187H109ZM112 186V185H111ZM114 187H115V185H113ZM118 186V185H117ZM123 186H124V183H123ZM154 186H155V184H154ZM169 186H170V184H169ZM186 186V185H185ZM190 186V185H189ZM215 186H216V184H215ZM233 186V185H232ZM231 186V187H232ZM245 186V185H244ZM62 187H63V185H62ZM113 187V188H114ZM143 187V186H142ZM156 187H157V185H156ZM160 187V186H159ZM172 187V186H171ZM174 187V186H173ZM188 187V186H187ZM231 187H229V188H231ZM237 187V186H236ZM240 187V186H239ZM50 188V187H49ZM48 188V189H49ZM52 188V187H51ZM64 188V187H63ZM74 188V187H73ZM123 188V187H122ZM125 188V187H124ZM131 188V187H130ZM137 188V187H136ZM135 188V189H136ZM166 188H168V186H166ZM260 188V187H259ZM54 189V188H53ZM66 189V188H65ZM86 189V188H85ZM95 189V188H94ZM103 189H105V188H103ZM115 189V188H114ZM135 189H133L134 191V193H136V190ZM156 189V188H155ZM163 189V188H162ZM162 189H160L161 191H162ZM172 190H173V188H171ZM236 189V188H235ZM243 189V188H242ZM241 189V190H242ZM258 189V188H257ZM55 190V189H54ZM71 190V189H70ZM74 190V189H73ZM95 190H97V189H95ZM159 190V191H160ZM168 190V189H167ZM166 190V191H167ZM232 190V189H231ZM260 190V189H259ZM90 191H92V190H90ZM98 191V190H97ZM120 191H122L121 189H120ZM155 191V190H154ZM157 191V190H156ZM160 191V192H161ZM174 191V190H173ZM203 191V190H202ZM221 191H222V189H221ZM225 191H227V190H225ZM248 191V190H247ZM246 191V192H247ZM61 192V191H60ZM63 192V191H62ZM67 192V191H66ZM150 192V191H149ZM162 192H164V191H162ZM161 192V193H162ZM177 192V191H176ZM175 192V193H176ZM179 192H180V190H179ZM184 192V191H183ZM182 192V194H184ZM191 192H192V190H191ZM190 192V193H191ZM197 192V191H196ZM211 192V191H210ZM218 192V191H217ZM240 192V191H239ZM243 192H245V190L243 191ZM255 192V191H254ZM76 193H77V190H76ZM194 193V192H193ZM215 193H216V191H215ZM221 193V192H220ZM240 193H242V192H240ZM252 193V192H251ZM47 194V193H46ZM60 194V193H59ZM62 195H63V193H61ZM110 194H112V193H110ZM114 194V193H113ZM115 194H117V193H115ZM150 194V193H149ZM152 194V193H151ZM154 194V193H153ZM152 194V195H153ZM187 194V193H186ZM228 194V193H227ZM226 194V195H227ZM232 194V193H231ZM243 194V193H242ZM90 195V194H89ZM103 195H104V193H103ZM107 195V194H106ZM151 195V196H152ZM161 195V194H160ZM180 195V194H179ZM178 195V196H179ZM187 195H189V194H187ZM193 195V194H192ZM197 195V194H196ZM225 195V194H224ZM58 196H60V195H58ZM82 196V195H81ZM149 196V195H148ZM184 196V198H185V195H181V197H183ZM194 196V195H193ZM216 196H218V195H216ZM216 196H214V198H215V200H216ZM238 196V195H237ZM262 196H264V195H262ZM89 197V196H88ZM105 197H107V196H105ZM127 197V196H126ZM150 197V196H149ZM157 197V196H156ZM169 197H170V195H169ZM180 197V198H181ZM189 197H191L190 195H189ZM188 197V198H189ZM201 197V196H200ZM208 197H209V195H208ZM228 197V196H227ZM246 197V196H245ZM244 197V198H245ZM43 198V197H42ZM75 198V197H74ZM100 198H102V196H100ZM99 198V199H100ZM108 198V197H107ZM112 198V197H111ZM117 198V197H116ZM151 198V197H150ZM154 199H155V196L153 197ZM152 198V199H153ZM193 198V197H192ZM195 198V197H194ZM214 198H213V200H214ZM220 198V197H219ZM218 198V199H219ZM232 199H233V197H231ZM235 198V197H234ZM257 198V197H256ZM79 199V198H78ZM110 199V198H109ZM108 199V200H109ZM126 199V198H125ZM151 199V200H152ZM153 199V200H154ZM165 199V198H164ZM203 199H205V198H203ZM231 199V200H232ZM237 199H238V197H237ZM241 199V198H240ZM262 199H264V198H262ZM84 200V199H83ZM102 200H103V198H102ZM118 200H121V198L120 199H118ZM122 200H123V198H122ZM162 200V199H161ZM181 200V199H180ZM188 200V199H187ZM200 200H201V198H200ZM200 200H198L199 202H200ZM234 200L235 199H233L232 200V202L234 203ZM239 200V199H238ZM246 200V199H245ZM106 201H107V199H106ZM110 201V200H109ZM111 201H112V199H111ZM115 201H116V203H117V199H115ZM126 201V200H125ZM164 201V200H163ZM182 201V200H181ZM184 201V200H183ZM182 201V202H183ZM189 201V200H188ZM195 201H197L196 199H195ZM218 201V200H217ZM123 202H124V200H123ZM128 202V201H127ZM187 202V201H186ZM198 202V203H199ZM238 202V201H237ZM236 202V203H237ZM107 203V202H106ZM121 203H122V201H121ZM152 203V202H151ZM179 203V202H178ZM189 203V202H188ZM201 203V202H200ZM204 203H206V202H204ZM208 203H210V202H208ZM215 203L217 204V202L215 201ZM227 203V202H226ZM225 203V204H226ZM236 203H235V205H236ZM252 203V202H251ZM110 204V203H109ZM126 204V203H125ZM181 204V203H180ZM180 204H178V205H180ZM191 204V203H190ZM203 204V203H202ZM212 204V203H211ZM210 204V205H211ZM262 204H264V203H262ZM99 205V204H98ZM121 205V204H120ZM119 205V206H120ZM124 205V204H123ZM128 205V204H127ZM176 205H177V203H176ZM183 205V204H182ZM193 205V204H192ZM196 205H197V203H196ZM232 204L230 203V206H231ZM261 205V204H260ZM85 206V207H84ZM88 206V205H87ZM104 206V205H103ZM175 206V205H174ZM201 206H203V205H201ZM201 206H199L198 205V207H201ZM205 206V205H204ZM237 206V205H236ZM239 206V205H238ZM262 206H264V205H262ZM110 207V206H109ZM192 207H194V206H192ZM197 207V208H198ZM209 207V206H208ZM211 207V206H210ZM223 207H225V206H223V204H222V208L220 207V210L221 209H224L225 210V208H223ZM226 207H227V205H226ZM232 207H233V205H232ZM173 208V207H172ZM178 208H180V207H178ZM178 208H173L174 210H178ZM203 208V207H202ZM215 208V207H214ZM228 208V207H227ZM226 208V209H227ZM239 208V207H238ZM245 208V207H244ZM215 209H217V208H215ZM260 209V208H259ZM166 210V209H165ZM164 210V211H165ZM190 210V209H189ZM194 210V209H193ZM234 210V209H233ZM238 210V209H237ZM89 211L91 212L92 210L91 209H89ZM184 211V210H183ZM186 211V210H185ZM212 211H214L213 209H212ZM225 211H227V210H225ZM232 211V210H231ZM241 211H243V209L241 210ZM248 211H250V210H248ZM252 211V210H251ZM262 211H264V210H262ZM107 212V211H106ZM182 212V211H181ZM191 212V211H190ZM175 213H177V212H175ZM183 213V212H182ZM224 213V212H223ZM228 213V212H227ZM105 214V213H104ZM174 214V213H173ZM186 214H188L187 212H186ZM216 214V213H215ZM236 214V213H235ZM244 214L245 213H243V216H244ZM94 215V214H93ZM184 215V214H183ZM189 215V214H188ZM190 215H191V213H190ZM227 215V214H226ZM225 215V216H226ZM97 216V215H96ZM102 216V215H101ZM105 216V215H104ZM186 216V215H185ZM198 216V215H197ZM236 216V215H235ZM242 216V215H241ZM247 216V215H246ZM108 217V216H107ZM129 217V216H128ZM127 217V218H128ZM188 217V216H187ZM227 217V216H226ZM234 217V216H233ZM240 217V216H239ZM241 218V217H240ZM109 219V218H108ZM225 219V218H224ZM242 219V218H241ZM262 219H264V217H262ZM14 220V219H13ZM17 220V219H16ZM53 220H54V222H53ZM126 220V219H125ZM142 220V219H141ZM26 221V220H25ZM108 221H110V220H108ZM107 221V223L109 224V222ZM235 221V220H234ZM239 221V220H238ZM262 221H264V220H262ZM121 222V221H120ZM259 222V221H258ZM24 223H26V222H24ZM106 223V222H105ZM115 223V222H114ZM233 223V222H232ZM259 223H261V222H259ZM42 225V224H41ZM112 225V224H111ZM13 226H15V225H13ZM12 226V227H13ZM106 225H104V227H105ZM115 226V225H114ZM114 226H112V227H114ZM118 226H120V225H118ZM240 226V225H239ZM11 227V228H12ZM33 227V226H32ZM111 227V226H110ZM102 227H100L99 228V230L101 229ZM14 229V228H13ZM92 229V228H91ZM106 229V228H105ZM119 229H120V227H119ZM124 229H126L125 227H124ZM79 230H80V233H79ZM99 230H98V232H99ZM115 230V229H114ZM127 230V229H126ZM129 230V229H128ZM95 231V230H94ZM105 231H108L107 229L105 230ZM104 231V232H105ZM116 231H118L117 229H116ZM120 231V230H119ZM121 231H122V229H121ZM132 231V230H131ZM135 231V230H134ZM9 232V231H8ZM11 232V231H10ZM87 232V233H86ZM97 232V233H98ZM104 232H103V236H104ZM130 232V231H129ZM138 232V231H137ZM228 232V231H227ZM12 233V232H11ZM10 233V234H11ZM32 233V232H31ZM80 235H79V234ZM108 233V232H107ZM136 233V232H135ZM230 233V232H229ZM14 234V233H13ZM28 234H30V233H28ZM33 234V233H32ZM101 234H102V229H101ZM110 234V233H109ZM131 234V233H130ZM16 235V234H15ZM14 235V236H15ZM93 235H94V233H93ZM92 235V236H93ZM120 235V234H119ZM137 235V234H136ZM39 236V235H38ZM228 236V235H227ZM4 237V236H3ZM106 237H107V235H106ZM106 237H105V239H106ZM145 237V236H144ZM151 237V236H150ZM2 238V237H1ZM0 238V239H1ZM6 238V237H5ZM35 238V237H34ZM46 239V236H44V237H42L41 238V240L39 241V238H35L36 240H38L37 242L38 243H35L36 245V251H40V249H43L42 248V244L45 242V241H42V239ZM120 238H122V237H120ZM4 239V238H3ZM7 240H8V238H6ZM5 239V240H6ZM29 239V238H28ZM129 239H130V237H129ZM143 239V238H142ZM149 239V238H148ZM161 239V238H160ZM159 239V240H160ZM112 240V239H111ZM114 240H116V235H115V239ZM118 240V239H117ZM151 240V239H150ZM178 240V239H177ZM10 241V240H9ZM127 241V240H126ZM2 242V241H1ZM5 242V241H4ZM3 242V243H4ZM7 242V241H6ZM93 242V241H92ZM111 242V241H110ZM147 242V241H146ZM159 242V241H158ZM157 242V243H158ZM8 243V242H7ZM29 243V242H28ZM117 243V242H116ZM125 243V242H124ZM142 243V242H141ZM148 243V242H147ZM147 243H144V244H147ZM150 243H152V242H150ZM154 243V242H153ZM165 243V242H164ZM9 244V243H8ZM11 244V243H10ZM9 244V245H10ZM92 244V243H91ZM90 244V245H91ZM111 244V243H110ZM113 244V243H112ZM126 244V243H125ZM134 244V243H133ZM143 244V243H142ZM160 244H161V242H160ZM209 244V243H208ZM25 245V244H24ZM119 245H120V243H119ZM152 245V244H151ZM156 245V242H155V244H154V246ZM159 245V244H158ZM27 246V245H26ZM92 246V245H91ZM101 246V245H100ZM110 246V245H109ZM124 246V245H123ZM153 246V245H152ZM160 246V245H159ZM163 246V245H162ZM10 247V246H9ZM25 247V246H24ZM73 247H74V245H73ZM106 247H107V245H106ZM116 247H117V245H116ZM116 247H115V249H116ZM148 247V246H147ZM151 247V246H150ZM161 247V246H160ZM26 248V247H25ZM24 248V249H25ZM109 248V247H108ZM124 248V247H123ZM133 248H135V247H133ZM132 248V249H133ZM146 248V247H145ZM166 248V247H165ZM190 248V247H189ZM70 249H71V247H70ZM125 249L126 250H129V249H127L126 247H125ZM131 249V250H132ZM150 249V248H149ZM149 249H146V250H149ZM152 249V248H151ZM154 249V248H153ZM153 249L151 250L152 252H153ZM166 249H168V248H166ZM165 249V250H166ZM9 250V249H8ZM7 250V251H8ZM22 250V249H21ZM31 250V249H30ZM56 250V249H55ZM117 250V249H116ZM126 250H124V251H126ZM139 250V249H138ZM143 250H145V249H143ZM164 250V251H165ZM175 250H177V249H175ZM191 250V249H190ZM196 250V249H195ZM195 250H193V251H195ZM201 250V249H200ZM205 250H207V249H205ZM42 251V250H41ZM54 251V249H49V250H47V252H48V256H47V253H43V255H46L47 256V261H42V262H40L39 260L37 261L36 259H35V257H33V260L32 261H30L31 263H33V264H76L75 263V261L74 262H70V260H71V258L70 259H67V258H69V254H67V253H69V252H67V250H65V249H62V248H60V249H58V250H56V252H55V254L54 253H50V252H53ZM68 251H71V250H68ZM103 251V250H102ZM157 251V250H156ZM178 251V250H177ZM198 251V250H197ZM196 251V252H197ZM202 251V250H201ZM71 252H73V251H71ZM111 251H110V248H109V250H105L102 254H101V256H102V259H101V261H103V263L105 262V261H107V260H109L110 258H109V256H111L112 254L110 253ZM143 252V251H142ZM141 252V253H142ZM151 252V253H152ZM198 252H200V251H198ZM27 253V252H26ZM119 253V259H121V258H123L122 257V255L124 254L123 253V250H122V247H121V255H120V252H118ZM138 253H139V251H138ZM144 253V252H143ZM150 253V252H149ZM206 253V252H205ZM20 254V253H19ZM72 254V253H71ZM107 254H111V255H107ZM116 254V253H115ZM135 254V253H134ZM145 254V253H144ZM179 254V253H178ZM182 254V253H181ZM184 254V253H183ZM196 253H194V255H195ZM198 254V253H197ZM204 254V253H203ZM218 254V253H217ZM216 254V255H217ZM9 255V254H8ZM24 255V254H23ZM36 255V254H35ZM95 256L97 255V254H94ZM118 255V254H117ZM132 255H133V253H132ZM146 255H148L147 253H146ZM167 255V254H166ZM200 255V254H199ZM205 256H206V254H204ZM203 255V256H204ZM212 255V254H211ZM98 256V255H97ZM113 256V255H112ZM192 256H193V253H192ZM220 257L222 256V254L221 255H219ZM218 256V257H219ZM224 256V255H223ZM21 257V256H20ZM145 257V256H144ZM148 257V256H147ZM212 257V256H211ZM217 257V258H218ZM219 257V258H220ZM228 257V256H227ZM11 258V257H10ZM66 258V259H65ZM80 258V257H79ZM116 258V257H115ZM114 258V259H115ZM117 258H118V256H117ZM146 258V257H145ZM184 258V257H183ZM195 258V257H194ZM207 259H208V257H206ZM215 258V257H214ZM216 258V259H217ZM234 257H232V258H230V259H233ZM236 258V257H235ZM261 258H264V257H261ZM141 259V258H140ZM150 259H151V257H150ZM191 259V258H190ZM211 259V258H210ZM215 259V260H216ZM225 259V258H224ZM117 260V259H116ZM184 260H185V258H184ZM195 260V259H194ZM28 261V260H27ZM122 261H123V259H122ZM131 261H132V259H131ZM144 261V260H143ZM148 261V260H147ZM186 261H187V259H186ZM193 261V260H192ZM196 261V260H195ZM217 261H218V259H217ZM261 261H262V259H261ZM14 262V261H13ZM111 262V261H110ZM194 262V261H193ZM202 262V261H201ZM215 262V261H214ZM246 262V261H245ZM19 263V262H18ZM102 263V264H103ZM143 263V262H142ZM182 263V262H181ZM203 263V262H202ZM234 263V262H233ZM242 263V262H241ZM240 263V264H241ZM260 263V262H259ZM258 263V264H259ZM9 264V263H8ZM110 264V263H109ZM129 264V263H128ZM147 264V263H146ZM152 264V263H151ZM165 264H167V263H165ZM185 264V263H184ZM207 264H208V262H207ZM236 264V263H235ZM243 264V263H242ZM247 264V263H246Z\"/></svg>",
	"mask_w": 264,
	"mask_h": 264
}]
</instances>
